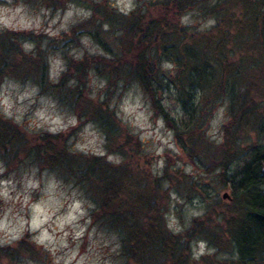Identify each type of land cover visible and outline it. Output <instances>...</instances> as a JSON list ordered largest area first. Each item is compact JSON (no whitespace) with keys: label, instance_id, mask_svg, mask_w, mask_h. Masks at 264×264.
<instances>
[{"label":"rangeland","instance_id":"374dc122","mask_svg":"<svg viewBox=\"0 0 264 264\" xmlns=\"http://www.w3.org/2000/svg\"><path fill=\"white\" fill-rule=\"evenodd\" d=\"M88 1L62 0L61 5L52 6L42 3L40 0H0V6L8 9L5 13V18L12 25L11 27L0 25V29L7 28L25 31V36L18 39L19 45L28 55H33L35 47L40 45L43 59L48 67V75L50 79H56L66 67V58L81 59L85 56V58L90 59V56L94 54H106L105 50L94 40L87 28H80L75 39L72 41L66 40L65 46H62L59 40H56L61 39V33H68L72 25L74 26L90 17L92 10L88 6L89 3H102L104 6L108 5L116 11H120L122 7L119 0ZM147 1L136 0V5L142 9L144 6L146 7ZM215 2L217 0H202L179 14L176 21L179 25H182L180 18L190 14V24L184 25L187 32H194L196 35L200 33L205 38L208 35L213 36L205 39V42L208 41V45H211L213 41L219 40L218 52L221 54L223 49L230 47L231 44L239 48L238 50L233 48L234 51L229 57L237 58L242 55V62L248 63L244 70L245 80L239 85L242 88L241 92H239V97L244 99L247 105L244 108L245 115L242 118L246 126L241 131H238L241 126L238 127V124H236V126L230 127L229 133L225 132L223 126L230 121L231 115L228 108V95L223 96L214 103L215 106L211 108L208 118L203 120L200 130L204 135L201 140H196L199 144L192 155H189L181 147L178 137L175 135V128L168 124L160 112H156L148 93L133 78L126 81L122 86L118 84L116 88L105 95L103 91L105 89L104 78L91 67L87 70L84 78L86 81V98L88 99L82 105L84 107L91 103L95 105L96 102L106 100L101 105L107 104L108 108L114 110L116 121L114 119L112 123L116 124V126L113 128L114 132L107 138L106 133L96 121V116H79L76 108H72L68 103L60 101L52 93L40 90L32 77L21 78L12 74H4L0 80V98L9 99L13 103L14 112L21 106H26L27 108L21 123L14 122V117L8 118L16 124L19 130L16 136L27 142V146L32 142V138H35V142L41 140L37 139L38 133L46 131L44 128L37 129L33 126L35 112L46 106L45 103H42L43 100L55 104L54 108L50 105L48 106L50 114L61 115L65 120L75 116L79 121L77 126L70 127L66 132H60L58 140L54 141L52 137L48 138L49 141L53 140V143L63 145V150L66 151L68 156L72 154L77 158L83 156V152L75 149V144L86 142L88 134L84 132V129L91 123L93 125L92 131L96 132L104 140L102 147L106 150L107 155L115 156L120 161L125 159L126 163L133 168L138 167L140 161L143 163L148 161L146 164L152 172L151 175L158 177V190L163 187L168 195L166 204L163 206V210L161 209L162 221H164L166 229L174 233L183 231L184 235L186 230L192 227H205V229L197 230L200 232L195 231L196 234L188 238L187 249L182 244L179 246L178 254L179 252L187 253L188 264H207L208 259H231V257L236 255L235 241L230 233L232 232L231 225L239 217L237 215L240 211L238 210V200L242 199V196L239 194L234 197L230 182L237 179V169L247 159L248 151L254 145L264 146V80L257 79L258 75L264 71V53L257 54L255 51L252 53L249 51L253 47V40H251L252 37L248 36L247 27L244 25H241L242 34L240 39L229 37L224 42L225 46L223 45L221 36L223 31H237L238 25L231 23L233 20L230 21V25H228L229 23L227 24L225 19L218 20L213 12L210 11V7ZM239 3L240 0H228L226 2L228 13H231L232 17L241 16L242 8L238 6ZM16 8H20L21 11L17 13L15 11ZM152 11L154 12V10ZM211 18L216 20V24L211 28L201 30V25ZM105 25L108 26L106 22L100 23L106 38L112 41L113 36L118 31L110 27L106 29ZM49 39L52 40L50 45H48ZM26 44L32 47L26 49ZM253 59L256 63L258 62L257 65L253 62L249 63ZM165 61L167 60L162 61L160 64L162 70L174 73V70H165L162 67ZM54 72L56 73L55 78H53ZM33 88L36 89L33 96L26 98L24 101L19 100L20 95ZM174 90L172 84H165L161 91L158 92V95L161 97V103L169 111L173 119L178 120L185 115V111L179 102L175 100ZM93 92H95V99L91 98ZM129 96H131L133 103L137 97L140 98L142 107L139 111L143 112L145 117V119L140 121V123L145 124L143 128L139 127V124H133L131 119L124 118L123 114H121L120 118L117 116V113L120 112V105ZM92 105L88 108L90 111L94 107ZM236 107L238 108V105ZM0 113L5 118L3 113ZM160 121H163V124ZM234 134L235 138L231 143L227 139L230 140ZM118 145H122L123 152L126 151L129 154L125 155L123 152L118 151ZM190 145L193 146V144ZM223 147L234 152V157L226 164L221 162L222 159H225L222 155V151L225 149ZM190 148L191 146L189 150ZM7 152L3 153L0 148V161L3 162L6 168V171L0 175V180H8L15 185L16 191L13 192V196L24 190L23 183H26L28 178L35 176L41 181V187L33 193L32 199L33 201H39L48 181L52 179L57 181L59 187L53 194V198L48 200L47 197H43L47 201L43 206V212L45 214L54 213L45 224L49 231L58 228L57 221L66 215L68 205L72 199H82L86 206L89 204L96 205L95 200L89 196L95 195L94 192L97 190H91V187L88 190L86 181L84 185L80 183L81 178L79 176L83 172L76 177H72L70 174L67 177L64 174L62 175L61 170H64L62 167H52L46 162H40L35 159L34 152L19 151V149L16 151L8 149ZM107 155L103 156L106 160ZM113 164L116 165V163ZM188 169L190 171H187ZM165 184H167V187ZM223 191H227L229 195L223 197ZM73 193L76 195L73 196ZM98 196L101 195H95L96 201ZM56 208H59V211H55ZM93 208L88 210L91 223L88 224V230L81 241H73L71 236L68 237L70 248L76 249L77 244L79 245L78 255L72 264H77L78 261H82V264H124L127 261L126 259L130 261L129 258L131 257L128 258L122 252L123 247L120 239L124 233L120 234V232L116 231L117 229L92 220L91 210ZM30 214L31 208H24L21 202L15 199L5 202L0 199V219H4L5 215H7L9 222L15 223L16 217L26 216L30 218ZM173 219L176 221L175 227L179 228L180 231H175L168 227L169 222ZM79 223L83 224L84 221L81 220ZM71 227V225L66 226L67 229ZM90 234L91 239H89ZM32 235L33 233L26 230L21 233V238L24 237L21 247L17 242L18 239L0 246L9 247L15 256L14 259L8 258L6 257L7 255L0 252V264H54L57 257L64 254L62 250L57 251L53 255L50 249L35 244L32 241ZM55 235L59 237L62 233L56 231ZM201 243L205 244V252L200 255L199 259H195L194 254L199 251ZM14 248H19V250H13ZM153 257L148 256L147 261L144 263H160L158 257H156L157 260ZM164 261V264L171 263L168 259Z\"/></svg>","mask_w":264,"mask_h":264},{"label":"trees","instance_id":"16d2710c","mask_svg":"<svg viewBox=\"0 0 264 264\" xmlns=\"http://www.w3.org/2000/svg\"><path fill=\"white\" fill-rule=\"evenodd\" d=\"M40 1L52 6L62 4V0ZM200 1L202 0H148L146 7L141 9L136 5L129 15L102 3H89L92 10L90 17L72 25L68 33H61V39L56 40L65 46L66 40L75 39L80 28H87L106 54H94L90 59L85 56L81 59L68 57L65 69L56 79H50L48 75L40 45L35 47L33 55H28L19 45L18 39L25 36V31L0 29V80L4 74L21 78L32 77L40 90L52 93L60 101L76 108L79 116H96V121L107 138L116 126L112 123L115 119L114 110L108 108L107 104L101 105L106 100L96 102L95 105H82L88 99L84 78L87 70L91 67L104 78L105 95L118 84L122 86L133 78L148 93L156 112H160L168 124L175 128L181 147L192 155L199 144L196 140H201L204 135L200 130L203 120L208 118L214 103L223 96L228 95L231 115L230 121L223 126L225 132L229 133L230 127L236 124L241 126L238 131L246 126L242 118L247 105L239 97L242 89L239 85L245 80L244 70L248 63L242 62V55L237 58L229 57L234 51L233 48H239L231 44L223 49L222 55L218 52L219 40L208 45L205 39L213 36L208 35L205 38L198 32L197 35L187 32L186 26L179 25L176 21L179 14ZM227 1L217 0L210 7L218 20L225 19L228 25H238L237 31H223V45L229 37L240 39L241 25H244L247 27L248 36L253 40V47L249 51L264 53V0H240V17H232L228 13ZM231 20L233 22L230 23ZM101 22H106L108 27L118 31L112 41L106 38L100 27ZM51 42L49 39L48 45ZM164 60L175 65L172 69L174 73L162 70L160 64ZM251 62L256 65L258 63L254 59L249 63ZM257 79L264 80V71ZM165 84L174 86V98L185 111V115L178 120L173 119L160 101L158 92ZM91 105L94 107L90 111L88 108ZM17 133L19 130L16 124L2 117L0 113V148L3 153H8V149L34 152V158L38 161L56 168L62 167L64 176L68 177L70 174L76 177L83 172L79 176L80 183L84 185L86 181L88 190L91 187V190L99 191L94 192L95 195H101L97 201L95 195L89 196L96 202L91 210L92 220L107 224L117 229L120 234L124 233L120 239L122 252L128 258L131 257L129 259L132 261L126 259L124 264H147L144 262L148 256L160 259V263L155 261V264H164L165 259L171 261L170 264H188V254H178L179 246L182 244L187 249L188 238L205 227H192L184 235L183 231L174 233L166 229L161 209L165 206L168 195L165 188L160 186L161 190H158V177L151 175L152 172L146 164L148 161H140L139 166L133 168L125 159L114 165L105 157L93 154H83L81 158H77L73 154L68 156L63 145L53 143V140H58L60 132L38 133L36 138L41 140L35 142V138H32L28 146L27 142L16 136ZM51 137L53 140L49 141L48 138ZM234 138L235 134L227 140L232 143ZM122 148V145H118L117 150L122 153ZM222 152L225 158L222 159V164L234 157V152L230 149L225 148ZM123 153L129 154L126 151ZM237 173V179L230 182L234 197L239 194L242 196L238 200L239 217L231 225L230 233L235 241L236 255L231 259L221 260L224 261L223 264H264V146L254 145ZM17 242L20 246L24 237ZM13 250L18 251L19 248ZM0 252L8 258L15 257L7 246L0 247ZM221 260L208 259L207 264H221Z\"/></svg>","mask_w":264,"mask_h":264},{"label":"clouds","instance_id":"9594fccd","mask_svg":"<svg viewBox=\"0 0 264 264\" xmlns=\"http://www.w3.org/2000/svg\"><path fill=\"white\" fill-rule=\"evenodd\" d=\"M119 3L122 5L120 11L125 15H129L132 11L135 10L136 0H119ZM8 11L7 8L0 6V25L11 27L10 21L5 18V13ZM15 11L19 13L20 8H16ZM180 23L182 25L190 24V14L184 15L180 18ZM216 24L214 18L208 19L205 23L201 25V30L205 28H211ZM107 25L105 28L107 29ZM32 46L26 44L25 48L30 49ZM162 67L165 70L174 69L175 65L170 61H165L162 64ZM56 73H53V78H55ZM73 82H70V84ZM95 83V82H93ZM103 86V85H101ZM36 89H31L30 91H25L22 95L19 96L20 101H24L26 98L31 97L35 94ZM92 99H95V92L92 93ZM103 99V97H101ZM31 103V101H30ZM42 103H45V107L38 109L35 112V119L33 121V126L37 129L44 128V130L50 133H59L66 132L70 127H75L78 125L79 121L75 116L67 118L58 114H50L48 112V106L52 108L55 107V104L51 102H45L42 100ZM142 107L140 98L137 97L135 102L131 96L124 99L123 103L120 105V112L117 113L118 118L123 114L124 118L132 120L133 124H139V127H145V124L140 123L141 120L145 119L144 113L139 111ZM27 110L26 106H21L13 111V103L7 98H0V112L3 113L5 118H13L14 122L21 123L24 113ZM163 124V121H160ZM93 125L89 123L84 132L87 133L86 142L76 143L75 149L83 152L84 154H93L97 156L107 155L106 150L102 147L104 140L97 135L96 132L92 131ZM143 139V137H141ZM107 160L119 164L121 161L112 155H107ZM6 171V168L2 161H0V175ZM187 171H190L188 169ZM167 187V184H165ZM41 187V181L35 176H32L27 179L26 183H23V191L17 193L13 196V192L16 191L15 185L8 180H0V199H3L5 202L10 200H17L21 202L24 208H31L30 218L26 216L16 217L15 223H10L8 216L5 215L4 219H0V246H4L8 243H11L12 240H17L21 238V233L23 231H29L33 233L32 241L38 246H44L52 251L53 255L57 251H64L62 256L57 257L54 264H72L78 255V244L77 248L73 249L69 246L68 237L71 236L73 241H81L85 236L88 224L91 223V218L89 216V209L94 207V205H85L84 200L76 198L72 199L68 205V211L65 216L58 219L57 224L58 228L53 231H49V228L45 227V224L51 219V215L54 213L45 214L43 212V206L47 201L43 197H47L48 200L53 198V194L56 192L59 187L57 181L52 179L48 181L46 188L43 191L42 198L39 201H33V193L36 190H39ZM76 194L73 193V196ZM62 207V205H61ZM55 211H59V208H56ZM83 220L84 223L80 224L79 221ZM71 225L70 229H67L66 226ZM176 221L173 219L169 222L168 227L174 229L175 231H180L179 228L175 227ZM59 231L62 233L59 237L55 235V232ZM91 239V234L89 235ZM205 252V244L201 243L199 246V251L194 254L195 259H199L200 255ZM77 264H82V261H78Z\"/></svg>","mask_w":264,"mask_h":264},{"label":"water","instance_id":"95a60500","mask_svg":"<svg viewBox=\"0 0 264 264\" xmlns=\"http://www.w3.org/2000/svg\"><path fill=\"white\" fill-rule=\"evenodd\" d=\"M228 195H229V194H228L227 191H223V192H222V196H223V197L228 196Z\"/></svg>","mask_w":264,"mask_h":264}]
</instances>
